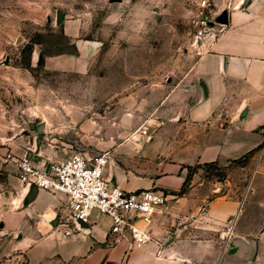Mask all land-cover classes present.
I'll use <instances>...</instances> for the list:
<instances>
[{
  "label": "crops",
  "instance_id": "1",
  "mask_svg": "<svg viewBox=\"0 0 264 264\" xmlns=\"http://www.w3.org/2000/svg\"><path fill=\"white\" fill-rule=\"evenodd\" d=\"M207 2L209 32L197 40L194 58L169 70L165 82L152 85L141 100L151 107L145 119L152 125L151 140L187 142L184 151L173 153L175 159L160 163L150 182L158 189H178L193 163L235 158L264 140V0ZM60 23L74 49L50 55L34 49L31 60L82 72L103 42L79 37V15ZM59 153L45 145L30 154V162L45 167ZM261 157L240 195L165 200L150 224L152 239L131 249L106 242L107 214L92 209L86 222H74L66 216L63 192L38 188L7 171L0 226L10 254L24 256L27 264H264V148ZM112 167L109 161L106 178L115 181Z\"/></svg>",
  "mask_w": 264,
  "mask_h": 264
},
{
  "label": "rangeland",
  "instance_id": "2",
  "mask_svg": "<svg viewBox=\"0 0 264 264\" xmlns=\"http://www.w3.org/2000/svg\"><path fill=\"white\" fill-rule=\"evenodd\" d=\"M197 1L0 0V200L6 199L4 172L18 177L17 163L30 161L45 145L60 150L49 163L76 151L107 153L113 182L126 189L153 187L160 163L175 159L187 142L151 140L145 120L151 107L141 100L169 70L194 58ZM78 15L79 37L103 42L87 69L57 71L33 62L34 49L43 55L74 49L60 22ZM263 148L264 140L243 163H193L178 189H163L166 200L240 195ZM11 246L0 226V264H27L24 256L10 254Z\"/></svg>",
  "mask_w": 264,
  "mask_h": 264
},
{
  "label": "built area",
  "instance_id": "3",
  "mask_svg": "<svg viewBox=\"0 0 264 264\" xmlns=\"http://www.w3.org/2000/svg\"><path fill=\"white\" fill-rule=\"evenodd\" d=\"M208 4L207 0H198L196 4V41L209 32L205 18ZM107 163V153L87 155L79 151L45 167L21 160L17 163L18 178L38 188L63 192L68 208L66 216L74 222H86L92 209L107 214L110 217L108 244L122 243L127 249L145 244L152 239L150 224L160 212L167 193L155 187L123 188L104 175ZM225 227V235H229L232 227L230 224Z\"/></svg>",
  "mask_w": 264,
  "mask_h": 264
},
{
  "label": "trees",
  "instance_id": "4",
  "mask_svg": "<svg viewBox=\"0 0 264 264\" xmlns=\"http://www.w3.org/2000/svg\"><path fill=\"white\" fill-rule=\"evenodd\" d=\"M254 149H249L248 151L244 152L243 154H241L238 157L233 158L235 161H240L241 163H243L246 159H247V155L248 153H251ZM215 161V160H214ZM186 179V178H185ZM185 181V180H184ZM183 191V190H180Z\"/></svg>",
  "mask_w": 264,
  "mask_h": 264
},
{
  "label": "water",
  "instance_id": "5",
  "mask_svg": "<svg viewBox=\"0 0 264 264\" xmlns=\"http://www.w3.org/2000/svg\"><path fill=\"white\" fill-rule=\"evenodd\" d=\"M76 222H78V223H80V224H81L83 221H76Z\"/></svg>",
  "mask_w": 264,
  "mask_h": 264
},
{
  "label": "bare ground",
  "instance_id": "6",
  "mask_svg": "<svg viewBox=\"0 0 264 264\" xmlns=\"http://www.w3.org/2000/svg\"><path fill=\"white\" fill-rule=\"evenodd\" d=\"M108 162H109V160H108ZM107 164H108V163H107ZM106 166H107V165H106ZM105 168H106V167H105ZM112 180H113V179H112ZM112 180H111V181H112Z\"/></svg>",
  "mask_w": 264,
  "mask_h": 264
}]
</instances>
